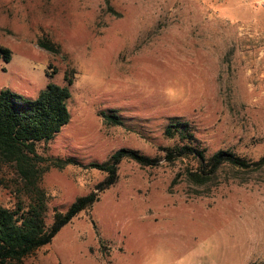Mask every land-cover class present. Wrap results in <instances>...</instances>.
Wrapping results in <instances>:
<instances>
[{
  "label": "rangeland",
  "instance_id": "rangeland-1",
  "mask_svg": "<svg viewBox=\"0 0 264 264\" xmlns=\"http://www.w3.org/2000/svg\"><path fill=\"white\" fill-rule=\"evenodd\" d=\"M0 47V91L36 100L73 80L70 123L38 146L78 163L42 178L49 225L98 192L107 174L90 165L120 149L157 160L123 161L90 210L12 264H264V0H0ZM174 122L207 158L251 166L199 184L193 157L166 158L187 143L166 135ZM4 171L0 206L13 207L28 197Z\"/></svg>",
  "mask_w": 264,
  "mask_h": 264
},
{
  "label": "trees",
  "instance_id": "trees-1",
  "mask_svg": "<svg viewBox=\"0 0 264 264\" xmlns=\"http://www.w3.org/2000/svg\"><path fill=\"white\" fill-rule=\"evenodd\" d=\"M42 47L51 51L46 45ZM0 58L9 62L11 52L0 47ZM66 81L65 86L49 84L36 100L9 89L0 91V188L8 187L4 177L7 168L16 177L14 183L28 197L13 207L0 206V264L21 263L51 244L63 228L99 201V193L117 182L119 166L123 161L131 160L142 167L153 166L157 162L137 151L120 149L104 163L90 165L107 174L106 179L98 185V192L79 197L66 212L56 211L49 225L48 197L41 187L42 178L51 169L62 170L69 165H78L72 159L44 157L38 150L39 144L52 141L71 121L69 101L73 80L67 77ZM101 116L106 124L122 125L119 115L102 112ZM165 133L169 137L179 135L187 140L182 147L167 149L166 158L172 162L193 157L197 161L198 171L189 175L199 184H206L226 164L239 168L251 166L245 159L228 151H219L207 158L204 151L195 147L187 123L174 122ZM256 164H264V157Z\"/></svg>",
  "mask_w": 264,
  "mask_h": 264
}]
</instances>
